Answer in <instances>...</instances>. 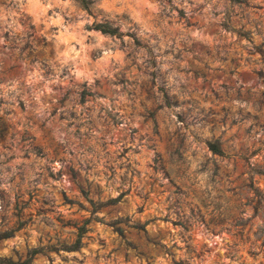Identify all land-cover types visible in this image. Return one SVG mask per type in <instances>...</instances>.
Returning <instances> with one entry per match:
<instances>
[{
	"label": "rangeland",
	"instance_id": "obj_1",
	"mask_svg": "<svg viewBox=\"0 0 264 264\" xmlns=\"http://www.w3.org/2000/svg\"><path fill=\"white\" fill-rule=\"evenodd\" d=\"M31 248L264 264V0H0V264Z\"/></svg>",
	"mask_w": 264,
	"mask_h": 264
},
{
	"label": "trees",
	"instance_id": "obj_2",
	"mask_svg": "<svg viewBox=\"0 0 264 264\" xmlns=\"http://www.w3.org/2000/svg\"><path fill=\"white\" fill-rule=\"evenodd\" d=\"M81 5L83 6H87V2L88 0H79ZM95 27L99 28L102 32H107V33H113L115 31L114 27H111L109 25H107L106 23H97L95 24ZM210 148L213 149L214 151H219L217 146L214 143L210 144ZM2 236L5 234H1ZM36 251V248H31L29 250H27L28 256L23 259L22 261H16V260H10V259H6L7 264H28L29 263V258L30 256Z\"/></svg>",
	"mask_w": 264,
	"mask_h": 264
}]
</instances>
